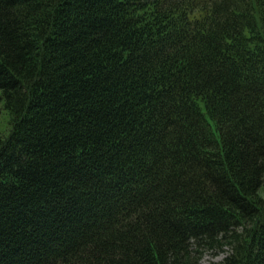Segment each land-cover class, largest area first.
I'll use <instances>...</instances> for the list:
<instances>
[{
	"label": "trees",
	"instance_id": "16d2710c",
	"mask_svg": "<svg viewBox=\"0 0 264 264\" xmlns=\"http://www.w3.org/2000/svg\"><path fill=\"white\" fill-rule=\"evenodd\" d=\"M2 117L0 264H264V0H0Z\"/></svg>",
	"mask_w": 264,
	"mask_h": 264
},
{
	"label": "rangeland",
	"instance_id": "374dc122",
	"mask_svg": "<svg viewBox=\"0 0 264 264\" xmlns=\"http://www.w3.org/2000/svg\"><path fill=\"white\" fill-rule=\"evenodd\" d=\"M4 116V115H3ZM8 132L7 120L5 118L0 119V135H4ZM227 248L222 251L213 253L210 251L204 252L201 258V264H218L227 254Z\"/></svg>",
	"mask_w": 264,
	"mask_h": 264
}]
</instances>
